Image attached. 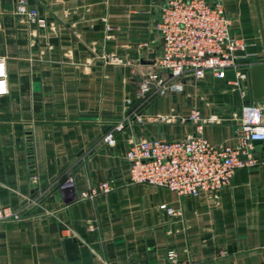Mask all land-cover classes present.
Returning a JSON list of instances; mask_svg holds the SVG:
<instances>
[{"label": "crops", "instance_id": "0c3cea01", "mask_svg": "<svg viewBox=\"0 0 264 264\" xmlns=\"http://www.w3.org/2000/svg\"><path fill=\"white\" fill-rule=\"evenodd\" d=\"M14 1L0 0V206L21 218L0 222V264H154L168 250L182 262L264 264V150L252 145L256 164L236 168L216 194L196 196L128 183L124 157L131 141L193 134L195 122L180 121L192 108L217 119L203 123L205 139L234 145L242 105L264 112L248 79L241 94L228 84L230 70L183 76L179 89L139 99L137 81L161 53L156 23L167 0H27L46 28L15 15ZM209 1L244 44L238 53L264 62V0ZM111 55L122 62L109 63ZM66 176L71 187L61 184ZM104 180L114 188L77 198Z\"/></svg>", "mask_w": 264, "mask_h": 264}, {"label": "built area", "instance_id": "2783aa9c", "mask_svg": "<svg viewBox=\"0 0 264 264\" xmlns=\"http://www.w3.org/2000/svg\"><path fill=\"white\" fill-rule=\"evenodd\" d=\"M13 13L24 18L30 26H48L37 10L29 7L27 0H15ZM156 30L161 40V53L152 70L137 81L139 99L146 100L179 89L176 81L183 76L199 80L208 72L216 78H223L229 70L234 73V78L228 84L244 93L247 70L258 62L238 53L244 44L230 34L229 20L219 3L167 0L159 13ZM107 61L114 65L122 62L114 55L108 56ZM6 91L5 57L1 56L0 96ZM124 119L102 135L105 143L114 142L115 134L124 129ZM183 120L195 122L193 134L175 140L151 138L128 144L124 153L128 161V183L163 187L177 195L216 194L230 183L236 168L257 163L251 148L253 141L264 140V112L259 106L253 103L242 105L233 128L234 145L216 144L201 135L203 123L217 121L213 115L202 118L199 110L192 108L188 117L180 121ZM72 183L71 176H66L61 184L71 187ZM113 188L112 180L99 181L80 190L77 198L93 199ZM166 211L171 213L172 209L167 207ZM20 218L18 209L0 206V222ZM93 227L92 223L88 224L89 229ZM154 264L203 263L182 262L174 250H168L164 260Z\"/></svg>", "mask_w": 264, "mask_h": 264}, {"label": "water", "instance_id": "95a60500", "mask_svg": "<svg viewBox=\"0 0 264 264\" xmlns=\"http://www.w3.org/2000/svg\"><path fill=\"white\" fill-rule=\"evenodd\" d=\"M247 79L250 86V94L254 99L264 98V62L253 63L249 66L247 70ZM257 149L264 150V140L263 141H253ZM260 145H262L260 147Z\"/></svg>", "mask_w": 264, "mask_h": 264}]
</instances>
